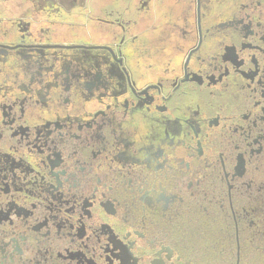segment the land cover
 <instances>
[{
	"label": "flooded vegetation",
	"instance_id": "obj_1",
	"mask_svg": "<svg viewBox=\"0 0 264 264\" xmlns=\"http://www.w3.org/2000/svg\"><path fill=\"white\" fill-rule=\"evenodd\" d=\"M46 14L0 39V264H264V0Z\"/></svg>",
	"mask_w": 264,
	"mask_h": 264
},
{
	"label": "crops",
	"instance_id": "obj_2",
	"mask_svg": "<svg viewBox=\"0 0 264 264\" xmlns=\"http://www.w3.org/2000/svg\"><path fill=\"white\" fill-rule=\"evenodd\" d=\"M49 0H0V39H17L19 25L38 22L42 33L47 31Z\"/></svg>",
	"mask_w": 264,
	"mask_h": 264
},
{
	"label": "rangeland",
	"instance_id": "obj_3",
	"mask_svg": "<svg viewBox=\"0 0 264 264\" xmlns=\"http://www.w3.org/2000/svg\"><path fill=\"white\" fill-rule=\"evenodd\" d=\"M47 24H48V21H47ZM32 25H33V26H32V28H31V30H30V33H31L30 35H31V36L35 35V39H36V38L44 39L47 33L44 34V33H42V32L40 31V28L38 27V22H33ZM85 29H87V31H86V35L91 36L92 33L90 32V30H91L92 28H91V27L89 28L88 26H86Z\"/></svg>",
	"mask_w": 264,
	"mask_h": 264
}]
</instances>
